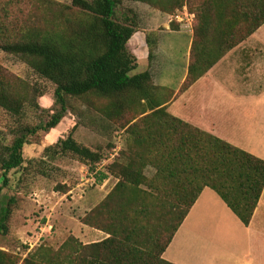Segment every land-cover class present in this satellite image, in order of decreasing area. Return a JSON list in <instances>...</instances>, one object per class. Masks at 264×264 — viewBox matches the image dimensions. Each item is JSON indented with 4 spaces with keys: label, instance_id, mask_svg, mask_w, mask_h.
Returning <instances> with one entry per match:
<instances>
[{
    "label": "trees",
    "instance_id": "16d2710c",
    "mask_svg": "<svg viewBox=\"0 0 264 264\" xmlns=\"http://www.w3.org/2000/svg\"><path fill=\"white\" fill-rule=\"evenodd\" d=\"M126 2L169 16L186 7L195 16L181 93L264 26V0H72L70 5L0 0V51L50 83L57 107L44 126L23 128L11 145L1 148L0 196L9 172L24 165L29 139L56 130L71 112V101L125 134V147L98 177L100 183L112 177L117 184L81 221L108 237L89 244L70 237L58 250L41 246L23 260L0 250V264H172L163 255L206 188L245 226L252 221L264 192V160L168 111L175 93L158 87L150 70L135 73L140 65L129 43L139 31V17ZM146 44L151 63L155 34L146 36ZM34 96L42 98L44 92L0 66L1 109L21 118L27 106L38 105L32 104ZM51 150L92 171L108 160L79 144L73 132ZM0 216L1 231L9 206Z\"/></svg>",
    "mask_w": 264,
    "mask_h": 264
},
{
    "label": "rangeland",
    "instance_id": "374dc122",
    "mask_svg": "<svg viewBox=\"0 0 264 264\" xmlns=\"http://www.w3.org/2000/svg\"><path fill=\"white\" fill-rule=\"evenodd\" d=\"M51 1L69 5L72 3V0ZM126 6L132 8L139 17L136 40L142 35L140 32H143L146 36L155 34L158 42L151 63L147 57L148 46H145L143 40L141 42L143 51L134 50L132 48L134 42L129 43V49L137 57L140 65L135 73L150 70L158 87L165 84L176 93L189 66V47L193 38L195 16L190 14L187 16L186 11H183L175 16L162 13L156 18L149 15L153 9L145 4L126 2ZM178 15L182 22L175 19ZM171 18L173 22H170ZM169 32L170 34H167ZM263 33L264 31L259 32L257 39L248 40L241 45L252 48L253 59L258 63H264ZM160 41L162 44L159 50ZM235 56L233 61L241 60L240 55ZM0 66L35 85L39 92H44V97L32 98V104L37 102L38 105L27 106L21 118H15L0 108L1 150L11 145L14 137L20 134L23 128L44 126L57 107L54 87L39 80L19 58L0 51ZM258 82L259 79L252 85V95L264 93V78L261 79V86ZM181 94L172 98L174 101L168 106V111L178 118L185 115L193 117L194 107L191 104L188 110L180 101ZM193 94L194 92H191L189 96ZM70 106L71 112H68L56 130L47 135L40 131L29 139V144L24 148V165L9 172L7 186L0 196V212L7 206L10 208V216L5 223L6 229L0 231V250L16 255L22 260L29 254H34L41 246L58 250L70 237H75L84 244L100 242L108 237L102 232L104 239L96 238L97 232L85 227L81 221L113 189L116 182L114 179L107 182L102 189L98 177L125 147V134L119 131L117 126L102 120L95 111L87 110L82 103L74 100L70 102ZM71 132L79 144L101 153L108 160H104L96 171H92L88 165L82 164L72 156L56 157L53 150L47 151L60 139H66ZM152 173V169L146 170L149 177ZM1 175L0 171V178ZM2 185L0 179V187ZM1 220L2 216L0 223Z\"/></svg>",
    "mask_w": 264,
    "mask_h": 264
},
{
    "label": "crops",
    "instance_id": "0c3cea01",
    "mask_svg": "<svg viewBox=\"0 0 264 264\" xmlns=\"http://www.w3.org/2000/svg\"><path fill=\"white\" fill-rule=\"evenodd\" d=\"M183 11L188 14L186 7ZM160 14L156 10L149 12L156 18ZM261 31L264 26L248 40L257 39ZM140 34L143 37L136 40L134 35L130 44L134 42L132 48L143 51L141 42L147 46L146 35ZM161 44L160 41L159 50ZM241 45L182 92L180 101L188 110L192 104L195 115L179 119L264 160V93L251 94L258 79L262 85L264 63L254 61L252 48ZM235 55H240L241 60L233 61ZM187 72L188 69L175 97L181 93ZM160 86L173 90L165 84ZM191 92L194 94L190 97ZM112 179L101 183V188ZM114 180L115 187L118 180ZM96 232V238L104 239L102 232ZM163 258L172 264H264V192L250 225L245 226L214 191L204 189Z\"/></svg>",
    "mask_w": 264,
    "mask_h": 264
},
{
    "label": "built area",
    "instance_id": "2783aa9c",
    "mask_svg": "<svg viewBox=\"0 0 264 264\" xmlns=\"http://www.w3.org/2000/svg\"><path fill=\"white\" fill-rule=\"evenodd\" d=\"M188 16V14H186ZM175 19H177L178 22H182L183 20L178 16ZM173 21V18H171L170 22Z\"/></svg>",
    "mask_w": 264,
    "mask_h": 264
}]
</instances>
